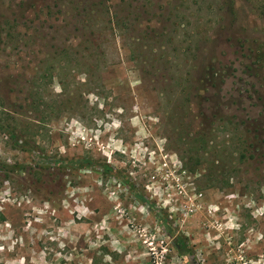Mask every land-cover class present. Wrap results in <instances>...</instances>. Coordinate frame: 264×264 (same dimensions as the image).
I'll return each instance as SVG.
<instances>
[{"label": "rangeland", "instance_id": "374dc122", "mask_svg": "<svg viewBox=\"0 0 264 264\" xmlns=\"http://www.w3.org/2000/svg\"><path fill=\"white\" fill-rule=\"evenodd\" d=\"M151 235L264 264V0H0V264Z\"/></svg>", "mask_w": 264, "mask_h": 264}, {"label": "crops", "instance_id": "0c3cea01", "mask_svg": "<svg viewBox=\"0 0 264 264\" xmlns=\"http://www.w3.org/2000/svg\"><path fill=\"white\" fill-rule=\"evenodd\" d=\"M118 239L115 245H108L107 240H101L98 245L102 246L91 250L87 264H148L147 256L139 251L137 244L133 245L125 236Z\"/></svg>", "mask_w": 264, "mask_h": 264}, {"label": "built area", "instance_id": "2783aa9c", "mask_svg": "<svg viewBox=\"0 0 264 264\" xmlns=\"http://www.w3.org/2000/svg\"><path fill=\"white\" fill-rule=\"evenodd\" d=\"M154 236L151 235L143 240L147 248V254L151 257V264H162L163 263V255L162 251L157 250V248L153 244Z\"/></svg>", "mask_w": 264, "mask_h": 264}]
</instances>
